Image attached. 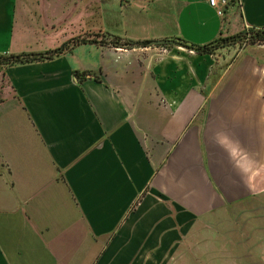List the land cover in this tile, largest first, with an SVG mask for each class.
Wrapping results in <instances>:
<instances>
[{
	"label": "crops",
	"instance_id": "crops-1",
	"mask_svg": "<svg viewBox=\"0 0 264 264\" xmlns=\"http://www.w3.org/2000/svg\"><path fill=\"white\" fill-rule=\"evenodd\" d=\"M229 1L221 17L209 0H0V55L179 43L87 42L4 70L0 264H176L198 224L262 203L264 159L213 98L229 58L190 48L264 29V0ZM238 60L264 102V60Z\"/></svg>",
	"mask_w": 264,
	"mask_h": 264
},
{
	"label": "rangeland",
	"instance_id": "rangeland-1",
	"mask_svg": "<svg viewBox=\"0 0 264 264\" xmlns=\"http://www.w3.org/2000/svg\"><path fill=\"white\" fill-rule=\"evenodd\" d=\"M244 53L264 60V43H253L249 37L218 48L211 54L216 62L223 57L229 58L222 65L228 70L223 80L225 89L218 87L213 98L223 97L222 101L229 107L223 116L228 118L226 124L231 127L228 130L227 126V137L240 140L234 143L241 148L240 153L257 156L259 152L264 159V102L258 96L259 81L254 79L247 85L249 78L244 77L238 82L234 79L236 72L243 67L241 60L237 59ZM260 81L264 86V74ZM1 95L0 90V98ZM205 98L209 97L206 95ZM208 103L206 101L203 109L208 108ZM262 199L257 207L232 206L213 221L198 224L181 245L176 264H264L263 196Z\"/></svg>",
	"mask_w": 264,
	"mask_h": 264
},
{
	"label": "trees",
	"instance_id": "trees-1",
	"mask_svg": "<svg viewBox=\"0 0 264 264\" xmlns=\"http://www.w3.org/2000/svg\"><path fill=\"white\" fill-rule=\"evenodd\" d=\"M251 37V41L257 42H263L264 43V29L259 30H249L248 32L240 33L236 36L229 37V38H220L208 45L205 46H190L192 50H195L196 52L200 54L205 55H211L214 53L215 50L218 48H222L225 46L233 45L238 42H241L245 38ZM96 39H86V38H74L66 43H64L61 47L51 50L44 54H31V55H0V75L3 74L4 70L8 67H12L19 64H26V63H32L36 61H43V60H50L53 59L59 55H62L64 52H68L72 50L74 47L81 43H101L105 45H112L116 48H144L151 46L150 41H125L119 37L111 36L110 34H104V35H97ZM182 46H187V42L184 40L179 39L178 40Z\"/></svg>",
	"mask_w": 264,
	"mask_h": 264
},
{
	"label": "built area",
	"instance_id": "built-area-1",
	"mask_svg": "<svg viewBox=\"0 0 264 264\" xmlns=\"http://www.w3.org/2000/svg\"><path fill=\"white\" fill-rule=\"evenodd\" d=\"M229 3V0H209L210 6H212L221 17L225 14V10L229 6Z\"/></svg>",
	"mask_w": 264,
	"mask_h": 264
},
{
	"label": "water",
	"instance_id": "water-1",
	"mask_svg": "<svg viewBox=\"0 0 264 264\" xmlns=\"http://www.w3.org/2000/svg\"><path fill=\"white\" fill-rule=\"evenodd\" d=\"M167 44H179V43L172 40H159L151 43V45H167Z\"/></svg>",
	"mask_w": 264,
	"mask_h": 264
}]
</instances>
